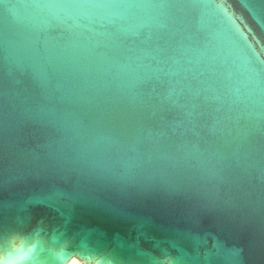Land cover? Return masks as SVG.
<instances>
[{
	"label": "water",
	"instance_id": "obj_1",
	"mask_svg": "<svg viewBox=\"0 0 264 264\" xmlns=\"http://www.w3.org/2000/svg\"><path fill=\"white\" fill-rule=\"evenodd\" d=\"M53 184L264 264V0H3L5 264L53 245L47 264H99L44 217L19 224Z\"/></svg>",
	"mask_w": 264,
	"mask_h": 264
},
{
	"label": "snow or ice",
	"instance_id": "obj_2",
	"mask_svg": "<svg viewBox=\"0 0 264 264\" xmlns=\"http://www.w3.org/2000/svg\"><path fill=\"white\" fill-rule=\"evenodd\" d=\"M42 195V200L21 213L19 224H32L44 217L50 225L62 229L67 242L90 245L100 257L99 264H221L217 254L197 239L200 234L195 230L178 236L150 237L136 218L107 210L101 202L84 201L76 188L58 189L53 184ZM17 228L0 194V253L20 235ZM54 248L55 245L44 249L35 258L36 264H47L53 259ZM0 264L5 262L0 260Z\"/></svg>",
	"mask_w": 264,
	"mask_h": 264
},
{
	"label": "bare ground",
	"instance_id": "obj_3",
	"mask_svg": "<svg viewBox=\"0 0 264 264\" xmlns=\"http://www.w3.org/2000/svg\"><path fill=\"white\" fill-rule=\"evenodd\" d=\"M67 264H79V261L77 259L70 260Z\"/></svg>",
	"mask_w": 264,
	"mask_h": 264
}]
</instances>
